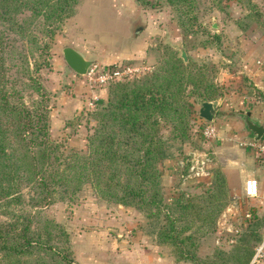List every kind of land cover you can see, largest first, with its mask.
Returning a JSON list of instances; mask_svg holds the SVG:
<instances>
[{"label":"rangeland","instance_id":"obj_1","mask_svg":"<svg viewBox=\"0 0 264 264\" xmlns=\"http://www.w3.org/2000/svg\"><path fill=\"white\" fill-rule=\"evenodd\" d=\"M74 20L75 25L64 34V24ZM135 25H141L142 29L132 35ZM48 42L49 66L42 67L37 76L47 98L49 135L64 146V153L85 150L86 134L94 124L89 112L106 100L109 85L103 88L105 97L96 99L92 106L83 100L75 113L61 112L60 102L66 95L83 97L85 88L91 90L83 75L73 71L72 75L50 73L62 68V63L52 64L51 60L52 55L63 59L61 47L75 45L91 65L129 64L135 71L127 80L151 72L172 52L180 58L175 46L183 48L185 71L197 80V84L186 97L190 108L184 118L185 131L181 135L175 132L172 121L159 123L158 134L167 143L166 157L156 164L160 175L159 211L153 204L138 208L99 198L88 185L72 198L57 200L41 211L66 232L72 264H104L103 261L112 264L115 251L120 255L123 254L121 249H130L134 245L159 248L174 264H196L177 257L174 245L156 239L159 228L167 222V214L175 218L180 204L175 200L182 191L171 190L179 184L174 162L187 159V168L195 165L186 172L188 180H200L206 171L200 168L199 161H194V158L199 160L206 156L203 155L208 151L206 143L212 141L202 135V128L208 122L197 115L201 95L220 101L224 107L222 112L230 118L236 114L235 109L246 107L236 102L238 96L247 92L256 94L257 89L243 69V57L249 49L264 47V0H220L218 3L196 0L186 15H180L163 0L150 5L137 0H78L72 13ZM116 53H129V56L114 59ZM46 69L50 71L42 76V70ZM187 86L186 92L192 87ZM29 98L26 97V101ZM221 116L218 115L211 124L218 127ZM216 169L203 177L205 183H198L201 187L197 192L186 194H212L213 204L219 206L205 228L207 230H200L193 236L195 255L205 264H248L254 247L264 234V221L247 225L238 213L232 218L230 198L216 189L213 174ZM226 208L229 209L227 212ZM148 212L151 216L146 215ZM194 219L191 217L179 224L192 222L187 233L193 234L197 227ZM242 252L245 254L240 258Z\"/></svg>","mask_w":264,"mask_h":264},{"label":"trees","instance_id":"obj_2","mask_svg":"<svg viewBox=\"0 0 264 264\" xmlns=\"http://www.w3.org/2000/svg\"><path fill=\"white\" fill-rule=\"evenodd\" d=\"M163 1L180 15L196 2ZM77 2L0 0V264H72L66 232L41 210L72 198L86 185L99 198L138 208L153 204L159 211L156 164L166 157L167 148L158 134L159 123L172 121L180 135L186 129V97L197 80L172 52L141 78L109 84L106 100L89 112L94 124L84 151L64 153V146L50 137L47 98L37 73L49 66L48 41ZM188 84L192 87L186 92ZM256 95L264 98L258 90ZM213 99L201 95L200 101ZM213 174L216 189L229 198L222 172ZM175 201L180 203L176 216L167 214L156 239L174 245L177 257L205 264L195 255L194 237L209 226L219 206L209 193L180 192ZM191 217L197 224L193 234L187 233L192 222L179 224ZM256 221L264 217L252 211L245 224Z\"/></svg>","mask_w":264,"mask_h":264},{"label":"crops","instance_id":"obj_3","mask_svg":"<svg viewBox=\"0 0 264 264\" xmlns=\"http://www.w3.org/2000/svg\"><path fill=\"white\" fill-rule=\"evenodd\" d=\"M79 3L81 5V2ZM78 13L79 12L77 11L75 18L78 16ZM75 22L76 20L72 23L66 22L62 28V32L65 34V32L70 29V26L75 25ZM66 45L81 53L80 49L75 45ZM63 47L60 49L62 50ZM133 51H135V49H133ZM128 54L129 53H116L114 59L119 57H128ZM51 60L53 62L52 64L56 63L61 65L62 63V68H59L60 70H56V72L51 71L50 73L58 72L59 74L61 72H67L69 75L73 74L72 70L65 64L64 60H61V58L57 55L54 57L52 55ZM243 60V69L245 70L248 78L251 80L252 85L258 91L264 93V47L256 50H247ZM47 71L49 72L50 70H42L41 75L44 76V73ZM84 90L85 92L83 97L77 96L73 98L72 96L66 95L64 100L60 102L61 112H64L66 115L73 114L76 112V109H78L77 107L83 100L84 103H88L89 105L90 103H94L96 99L103 98L106 95L105 89L103 88H94L92 90L85 88ZM93 96L95 97L94 100ZM85 98L87 99L86 102ZM237 98L236 102L245 104L246 107H239L235 109L236 114L230 118L222 112L224 107L220 104V101H218L219 105L213 116V120H216L218 115H222V120L220 121L219 126L216 127L217 135L211 142L206 143L208 145H206V149H208V151L206 152L207 154H203L206 156L199 160L194 158L195 163L199 161L200 168L202 167L206 169L203 173L204 175L201 177L202 179H186V172L191 170L195 165H190L189 168H187V164L185 163L187 159L184 161L179 160L174 162V168L178 172L179 184L176 185V187L173 186L171 190L178 189L185 194L197 192L201 187L198 183H205L203 177L207 174L209 176V171L211 169L218 168L223 174L225 185L231 200L230 213L232 218L236 216L235 213H238L242 217V214L245 211H248L249 213L255 211L264 217V156L259 157L254 148L240 144L242 141H252V138L251 133L244 129L242 115L238 113L239 110H248L252 120L264 124V98L250 92L240 95ZM256 143L264 144V132ZM188 154H191V156L195 155L194 153ZM198 155L199 154H197V156ZM248 177H254L257 183V194L254 198L250 199L243 196V182ZM169 189L170 188H168V190ZM228 210L229 209L226 208L225 212ZM231 216L229 215L228 217ZM121 252L123 254L120 255H117V251L114 252L112 264H174L165 252L159 250V248H152V246L145 248L142 247V245H134L130 247V249H121ZM103 262L104 264L106 263L105 261Z\"/></svg>","mask_w":264,"mask_h":264},{"label":"built area","instance_id":"obj_4","mask_svg":"<svg viewBox=\"0 0 264 264\" xmlns=\"http://www.w3.org/2000/svg\"><path fill=\"white\" fill-rule=\"evenodd\" d=\"M135 68L129 64H116L112 66H97L91 65L88 67L86 73L83 75L88 83L89 88H105L109 84L117 81H124L133 74ZM93 96V100H94ZM93 103L89 105L92 106ZM202 135L206 139L213 140L217 135V128L211 124L206 123L202 128ZM244 146H250L255 149L258 156H264V144H258L254 141H242L240 143ZM257 194V183L254 177H248L243 182V196L247 199L254 198ZM242 219L246 221L250 217V213L245 211L242 214ZM231 241V240H230ZM248 264H264V234L261 240L254 247L253 254Z\"/></svg>","mask_w":264,"mask_h":264},{"label":"water","instance_id":"obj_5","mask_svg":"<svg viewBox=\"0 0 264 264\" xmlns=\"http://www.w3.org/2000/svg\"><path fill=\"white\" fill-rule=\"evenodd\" d=\"M142 29L141 25H135L132 35H135ZM178 50V56L185 62L186 55L180 45L175 46ZM62 58L65 64L76 74L84 75L90 66V61L83 57V55L70 46H65L61 50ZM219 105L218 100L202 101L199 103L197 115L199 118L212 122L214 113ZM238 113L242 115V123L244 129L251 133L252 141H258L264 132V124L255 122L250 118L248 110H239Z\"/></svg>","mask_w":264,"mask_h":264}]
</instances>
